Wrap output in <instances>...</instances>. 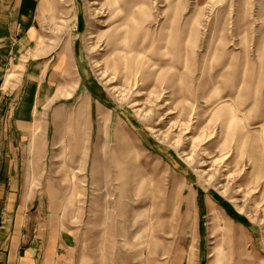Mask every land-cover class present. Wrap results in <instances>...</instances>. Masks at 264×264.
Here are the masks:
<instances>
[{"label":"rangeland","instance_id":"obj_1","mask_svg":"<svg viewBox=\"0 0 264 264\" xmlns=\"http://www.w3.org/2000/svg\"><path fill=\"white\" fill-rule=\"evenodd\" d=\"M47 20L33 178L77 262L264 264V0H55Z\"/></svg>","mask_w":264,"mask_h":264},{"label":"crops","instance_id":"obj_2","mask_svg":"<svg viewBox=\"0 0 264 264\" xmlns=\"http://www.w3.org/2000/svg\"><path fill=\"white\" fill-rule=\"evenodd\" d=\"M54 4L0 0V264H79L71 233L39 204L47 197L40 191L39 174L33 178L46 161L45 147L35 145L40 139L36 110L45 84L53 81L48 80L51 68L61 73L55 68L58 55L54 59L37 45Z\"/></svg>","mask_w":264,"mask_h":264},{"label":"bare ground","instance_id":"obj_3","mask_svg":"<svg viewBox=\"0 0 264 264\" xmlns=\"http://www.w3.org/2000/svg\"><path fill=\"white\" fill-rule=\"evenodd\" d=\"M95 5H98V4L95 3ZM112 8H113L112 13H114V11L116 10V8L114 9V6H111L109 9L112 10ZM103 13H104V12H103ZM96 16H97V15H96ZM136 81H137V80H136ZM137 84H139V82H138ZM137 84H136V85H137ZM140 87H141V86H140Z\"/></svg>","mask_w":264,"mask_h":264}]
</instances>
